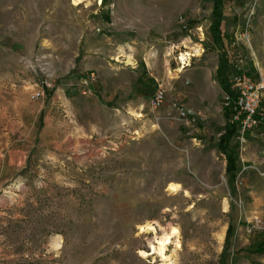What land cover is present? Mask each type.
Instances as JSON below:
<instances>
[{"label": "rangeland", "instance_id": "rangeland-1", "mask_svg": "<svg viewBox=\"0 0 264 264\" xmlns=\"http://www.w3.org/2000/svg\"><path fill=\"white\" fill-rule=\"evenodd\" d=\"M214 3L0 0V264H159L145 221L180 230L177 264H264V93L229 183L216 78L264 81V0H222L221 45Z\"/></svg>", "mask_w": 264, "mask_h": 264}, {"label": "built area", "instance_id": "built-area-1", "mask_svg": "<svg viewBox=\"0 0 264 264\" xmlns=\"http://www.w3.org/2000/svg\"><path fill=\"white\" fill-rule=\"evenodd\" d=\"M46 77L40 81V87L31 94V99L42 98L45 91L52 88V83L47 80L48 77H51V74L47 73ZM231 91L234 96L225 93L222 98V105L223 108L231 110L230 122L237 126V131L244 134L249 129L257 127L261 122L259 106L264 93V81L262 79L259 81L253 80L249 74L239 72L231 77ZM164 100L165 90L160 86L155 89L151 104L156 108ZM172 108L178 112L182 119H187L184 106L173 103Z\"/></svg>", "mask_w": 264, "mask_h": 264}, {"label": "bare ground", "instance_id": "bare-ground-1", "mask_svg": "<svg viewBox=\"0 0 264 264\" xmlns=\"http://www.w3.org/2000/svg\"><path fill=\"white\" fill-rule=\"evenodd\" d=\"M81 2L82 0H73V5L77 6ZM201 51L202 48L196 44L190 46L187 51L181 53L178 58L179 65H181L179 66L178 71L181 72L188 67L191 57L200 56ZM165 192L168 196H177L179 194H182L185 197L190 196L188 190L183 188L181 184L175 182L168 183ZM224 208H227L226 201H224ZM137 231L138 234H151V237L147 240V247L150 252L148 253L144 250H140L139 255L141 257L146 258L154 254V257H158L159 264H177V252L181 249V236L180 230L176 226L170 223L160 224L157 221H145L137 226ZM168 246L171 248L167 253Z\"/></svg>", "mask_w": 264, "mask_h": 264}, {"label": "trees", "instance_id": "trees-1", "mask_svg": "<svg viewBox=\"0 0 264 264\" xmlns=\"http://www.w3.org/2000/svg\"><path fill=\"white\" fill-rule=\"evenodd\" d=\"M214 8H213V18L214 21L211 25V33L213 37V41L216 45H221V36H220V21L222 18V0H214ZM217 81L221 86L224 93L230 94L234 96L231 91V83L229 79L226 77L225 73V65L223 57H219V65L216 71ZM230 109L224 108V115L227 118L228 122L225 126L224 133L220 136L218 142V149L224 155L226 160V173L229 176V183H231L235 179V174L238 171V158L234 153L233 149L230 148V142L237 131V126L230 122ZM257 252H264V245H260L257 248Z\"/></svg>", "mask_w": 264, "mask_h": 264}, {"label": "crops", "instance_id": "crops-1", "mask_svg": "<svg viewBox=\"0 0 264 264\" xmlns=\"http://www.w3.org/2000/svg\"><path fill=\"white\" fill-rule=\"evenodd\" d=\"M218 65H219V58H218V63H217V68H218ZM216 71H217V69H216ZM230 82H231V79L229 80ZM219 84V83H218ZM220 86V85H219ZM220 88H221V86H220ZM222 89V88H221ZM223 91V90H222ZM185 108V107H184ZM190 108V107H189ZM191 109V108H190ZM189 115V113H187V116ZM224 117H225V115H224ZM226 118V117H225ZM227 119V118H226ZM230 120V119H229ZM187 123H190V120H188V119H186L185 120ZM225 129V128H224Z\"/></svg>", "mask_w": 264, "mask_h": 264}]
</instances>
